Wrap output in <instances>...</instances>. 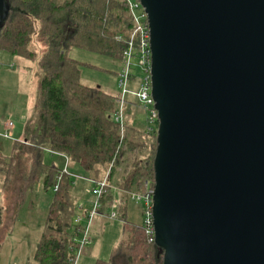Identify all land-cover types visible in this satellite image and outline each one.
Listing matches in <instances>:
<instances>
[{
	"label": "water",
	"instance_id": "95a60500",
	"mask_svg": "<svg viewBox=\"0 0 264 264\" xmlns=\"http://www.w3.org/2000/svg\"><path fill=\"white\" fill-rule=\"evenodd\" d=\"M163 264H264V0H139ZM7 0H0V24Z\"/></svg>",
	"mask_w": 264,
	"mask_h": 264
},
{
	"label": "trees",
	"instance_id": "16d2710c",
	"mask_svg": "<svg viewBox=\"0 0 264 264\" xmlns=\"http://www.w3.org/2000/svg\"><path fill=\"white\" fill-rule=\"evenodd\" d=\"M7 4L0 24V53L36 62L39 88L24 141H14L10 155L0 153V179L3 191L16 195L17 211L38 187L54 193L33 255L35 263L73 264L71 249L77 247L84 228L75 223L80 213L73 193L75 173L70 169L65 173L60 162L47 161V153L54 152L96 183L109 173L99 213L109 216L115 188L122 192L117 218L124 223L125 235L110 258L96 264H163L164 251L149 241L143 222L128 218L130 194L145 192L147 181L155 186L158 134L131 123L128 116L141 107L130 97L122 137L114 117L119 94L83 84L82 65L69 56L71 49L79 48L121 61L134 26L128 2L7 0ZM4 224L1 208L0 234Z\"/></svg>",
	"mask_w": 264,
	"mask_h": 264
},
{
	"label": "rangeland",
	"instance_id": "374dc122",
	"mask_svg": "<svg viewBox=\"0 0 264 264\" xmlns=\"http://www.w3.org/2000/svg\"><path fill=\"white\" fill-rule=\"evenodd\" d=\"M41 50V47L37 45ZM69 56L82 65V82L91 87H101L111 95L119 94V74L122 71V63L120 60L108 58L106 56L73 48L69 52ZM12 64L4 65L0 61V68H5L7 72L16 75V80L10 74L7 79L0 82V124L9 121L14 122L15 133H12L13 140L0 139V147L4 149L6 155H10L13 142L20 140L16 132H22L29 120L36 113V99L39 88V70L37 63L22 57L11 58ZM23 63L29 65L28 75L21 74ZM136 75L143 77L140 69H136ZM5 80V81H4ZM136 83L131 85V90L137 91ZM133 114L128 116L131 123L139 128L144 129L145 114L139 108L135 107ZM15 115V118L12 116ZM127 118V116H126ZM3 127H0V135L3 134ZM15 134V136H14ZM47 161H54L57 164L63 160L60 156H52L47 153ZM66 163L63 160L61 166L65 168ZM72 173L79 177L75 178L76 186L73 191L76 199L77 207H84L85 210L92 209L94 203L98 200L94 190L95 183L80 169L75 170L72 164L69 165ZM1 175V174H0ZM6 175H2L5 178ZM119 177V176H118ZM16 186L19 185L16 180ZM5 186L3 180L0 179V208L4 210L5 224L0 234V264H36L33 255L39 243L41 233L46 221L49 206L53 200V191H40L34 194L32 200H28L18 211L15 208L17 203L16 195H10L2 191ZM34 203L33 207L31 204ZM129 221L139 223L142 221L141 206L130 201ZM124 223L120 219H112L99 213L90 229L91 244L86 246L81 258L77 264H96L98 260H108L113 249L121 242L124 237Z\"/></svg>",
	"mask_w": 264,
	"mask_h": 264
},
{
	"label": "built area",
	"instance_id": "2783aa9c",
	"mask_svg": "<svg viewBox=\"0 0 264 264\" xmlns=\"http://www.w3.org/2000/svg\"><path fill=\"white\" fill-rule=\"evenodd\" d=\"M129 4L131 15L133 18V30L127 41L126 49L122 55V71L119 74V97L117 100V109L115 112V121L120 125L121 135L124 137L126 128V113L129 103V98L137 99L141 109L145 114V125L150 133H158L160 126L159 113L155 108V100L152 95V50H151V30L149 26V18L145 8L139 0H126ZM140 69L143 77L139 78L136 75V69ZM136 83L138 85L137 91L131 90V85ZM14 128V123H7V131L1 136L5 139H12L10 130ZM52 155H57L51 152ZM66 158L65 173L69 171V159ZM108 175L100 181L95 183L94 190L98 200L94 203L93 208L86 211L84 207L79 208V215L75 218L76 224L84 225L81 236L77 240V247L72 248L75 258L73 264H77L81 258L86 246L90 245V229L92 227L95 217L99 214L101 209L100 197L104 189L108 186ZM75 178L79 176L74 174ZM58 187L55 188L57 190ZM116 199L112 205L111 213L108 217L117 219V211L122 206V192L115 188ZM154 191L155 186L151 182H146V191L143 193H131V201L139 204L142 211V222L145 227L146 234L151 243L156 241V232L154 226L153 206H154Z\"/></svg>",
	"mask_w": 264,
	"mask_h": 264
},
{
	"label": "crops",
	"instance_id": "0c3cea01",
	"mask_svg": "<svg viewBox=\"0 0 264 264\" xmlns=\"http://www.w3.org/2000/svg\"><path fill=\"white\" fill-rule=\"evenodd\" d=\"M12 56L11 55H9L8 53H0V61H1V63L2 64H6V65H10L12 68H15V66L12 64ZM28 67H29V65H27L26 66V63H23V68H21V70H22V72H21V74H23V75H28V72H27V69H28ZM11 75V76H13V78H14V80H16V78L17 77H15L16 75H12L11 73H9V72H7L6 71V69L5 68H0V82L4 79V76H5V79H7V76L8 75ZM17 80H18V78H17ZM5 81V80H4ZM13 118H15V115L14 116H12ZM30 121V120H29ZM10 122V121H9ZM9 122H7V123H9ZM12 122V121H11ZM7 123H1L0 124V127H3V131H2V133L4 132H6L7 131ZM14 123V122H13ZM3 133V134H4ZM12 133H15V125H14V128L12 129V130H10V134H11V136H12ZM17 133V135H18V137L17 138H19L20 140L19 141H24V139H25V137H26V127H25V129L20 133V132H16ZM2 135V134H1ZM0 135V139L1 138H3L2 136ZM14 136H15V134H14ZM3 139H5V138H3ZM5 140H9V141H11V140H13V137H12V139H5ZM16 141H18V140H16ZM0 153H2V154H5V151H4V149H2L1 147H0ZM6 155V154H5ZM59 162H60V160H59ZM62 163H63V160L61 161ZM60 162V163H61ZM26 164V163H25ZM25 164H24V166H25ZM75 170H79V169H76L75 167H74V169H73V171H75ZM40 189H41V187H38V191H40ZM2 191H3V188H2ZM34 197V195H31L30 196V200H32V198ZM2 198L0 199V202L2 203ZM33 205H34V203H32L31 204V207H33ZM1 206V205H0ZM2 207V206H1ZM1 209V208H0ZM89 210V209H88ZM88 210H86V211H88ZM106 216V215H105Z\"/></svg>",
	"mask_w": 264,
	"mask_h": 264
}]
</instances>
